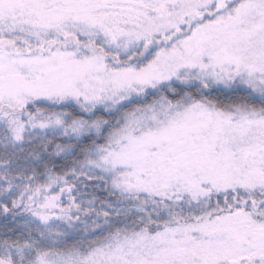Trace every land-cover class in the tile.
<instances>
[{
  "label": "snow or ice",
  "instance_id": "obj_1",
  "mask_svg": "<svg viewBox=\"0 0 264 264\" xmlns=\"http://www.w3.org/2000/svg\"><path fill=\"white\" fill-rule=\"evenodd\" d=\"M0 264H264V0H0Z\"/></svg>",
  "mask_w": 264,
  "mask_h": 264
}]
</instances>
